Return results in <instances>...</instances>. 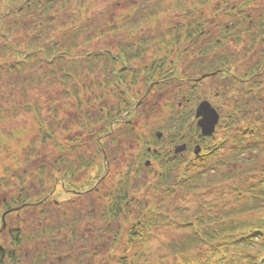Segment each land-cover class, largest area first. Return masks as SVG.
Segmentation results:
<instances>
[{
	"label": "rangeland",
	"instance_id": "rangeland-1",
	"mask_svg": "<svg viewBox=\"0 0 264 264\" xmlns=\"http://www.w3.org/2000/svg\"><path fill=\"white\" fill-rule=\"evenodd\" d=\"M192 1L195 7H192ZM243 1L229 0L228 6L238 8L242 6ZM175 2L182 3L187 9L188 5L191 7V13L187 15L191 19H196L201 14L206 16V22L210 23L206 30L214 40L218 39L222 25L240 22L238 20L241 17L236 9L228 17H222L219 12L214 14L216 17L210 18L208 16L210 10L207 9L209 6L196 5V0H70L65 7L59 2L51 12L52 21L39 26L35 14L28 10H24L21 16L10 13L4 15L3 4H0V26L2 25L7 34L6 41L0 39V137H10V142L0 144V206L2 202L18 193L17 182L20 178L25 181L27 187L25 190L30 197L28 205L6 214L4 229L0 232V245L6 251L15 249L21 255L19 264H120L119 259L124 257L127 264L170 262L172 256L169 253V242L184 233L173 224L152 229L148 242L142 245L125 247L126 236L131 226L144 215L143 208L136 200L131 203V209L126 215L107 223L101 216L103 203L96 195L76 196L66 189V193L58 192L54 198L45 196L41 201L33 196L35 194L42 196L44 192H48L51 187L49 176L57 167L61 169L64 167L57 164L58 159L63 156H67L75 167L80 165L81 161L93 163L91 168L82 170L73 178V183L81 186L79 190L84 189L82 185L87 177L93 174L100 164L107 168L109 176L117 174L124 165L133 161L138 143L132 139H136L140 130L149 141L151 137H155L156 132H162V136L166 137L165 150L168 151L170 149L168 144L171 142L168 136L171 135L172 138L175 135L168 119L173 117L174 106L176 111L177 108L184 107V92L195 80V83H198L200 97L196 103L193 99L189 102L192 108L202 99L208 100L217 109L214 93L221 86H224L223 100L226 104L220 114L232 112L235 103L248 104L245 113L247 118L230 129L231 132H236L239 126L251 125L259 114L264 118V99L261 98L258 103L250 99L251 95H262L264 90V82L260 81L262 77L254 80L250 72L255 62L264 58V42L247 53L240 43L245 40L243 36L245 26H260L264 19V0H251V6L243 8L248 18L244 17L245 23H239L237 27L239 32L235 31L236 34L232 32L233 36L228 39L222 37V45L206 54L212 55V59L217 54L220 56L226 54L231 58L226 66H230L227 70L230 74H235L236 78L230 76L231 79H226L222 84L212 76L200 79L206 72L199 65V60L206 55L196 56L194 52L186 54L185 50L190 49V46L184 50L180 48L181 46L176 47L174 49H178L180 53H171L167 59L170 61L168 68L173 69L168 73L169 80L158 82L155 88L151 85L148 87L149 84L144 85L141 81L138 85L126 83L130 93H134L136 89L143 92L148 87L149 96L142 97L139 102L135 100L134 118L131 120L124 118L117 126L112 124L111 133H104L96 138V133L104 130L105 125L96 124L95 120L123 98L120 95L122 87L113 90L111 85L105 86L104 83L99 85L98 82L105 78L106 73L100 70L95 75L87 74L85 55L92 52H103L105 55L107 50L116 53V46L129 41L119 31L110 30L112 26L109 24L120 21L122 15L128 13V9L133 5L136 7V10L131 9L133 19L144 16L155 5H161V9L166 10V13L157 23L142 28L131 40L160 35L166 28L175 26L180 20L179 14L182 11L174 12L175 8L168 9L169 6L176 5ZM219 3V0L213 1L211 9L213 10ZM204 16L202 20L205 21ZM235 36L238 38L235 39ZM33 39L39 41V46L54 41L61 45L63 51L69 49L70 55L51 63V60L45 61L40 53L35 51L28 64L24 51L28 42ZM200 40L196 49L205 46L209 39L204 36ZM4 42L23 61L24 74L17 70L16 56L10 49L6 57L1 54ZM75 45L77 47L74 48ZM181 45L185 43L182 42ZM155 51L156 47L151 48L149 54L155 55ZM12 65L15 67L14 71ZM100 66H104V59ZM171 73L174 74L170 76ZM67 74L69 78H66ZM27 76L28 79H25ZM238 78L245 81L238 82ZM250 85L252 86L249 89ZM190 122H194L193 118ZM41 123L52 124L58 142L40 141V130L43 129ZM143 123L147 125L140 128ZM131 125H135L136 131L128 138L127 132ZM13 133L17 134L12 135ZM222 133L224 131L220 130L214 139H207L206 143L210 147L222 144ZM74 138H78L79 141L74 149H70L71 139ZM225 143L218 153L220 157L230 148V140ZM194 157L192 150L189 149L180 160L181 169L187 162L194 161ZM203 161L201 159L192 163ZM249 166L259 167L257 163ZM189 170L188 174L196 172L191 168ZM41 171L44 172V176L39 178ZM157 171L156 166L151 165L143 168L138 175L134 191L143 204L147 194L140 185L145 181L153 182ZM109 182L107 180L103 186L104 192L112 186V183L108 185ZM204 191L203 188L198 194ZM198 194L196 196H199ZM168 208L171 211V218L181 220L197 210V200L192 192L188 191V194L176 198ZM173 208L180 211L173 213ZM15 228L20 229L25 238L18 247L10 245L9 232ZM42 251H46V258L38 263L36 257ZM135 253L138 257L133 261Z\"/></svg>",
	"mask_w": 264,
	"mask_h": 264
},
{
	"label": "trees",
	"instance_id": "trees-1",
	"mask_svg": "<svg viewBox=\"0 0 264 264\" xmlns=\"http://www.w3.org/2000/svg\"><path fill=\"white\" fill-rule=\"evenodd\" d=\"M70 0H0L3 4L4 15L10 13L11 15L21 16L24 10L35 14L36 20L39 21V26H43L45 22L52 21L51 12L61 2L62 7L67 6ZM215 0H196V5L209 6L210 10L208 16L210 18L216 17L214 14L220 13L222 17H228L236 9L237 14L241 17L238 21L232 24L222 25L218 39H213L210 32H207L206 27L210 23L206 22V16L199 15L196 19L187 17L191 13L189 5L188 8L182 3L169 6L168 9L182 11L179 16L180 20L176 22L175 26H169L163 33L156 36L136 38L134 41L131 39L135 37L142 28L151 26L160 20V17L166 13V10L161 9V5L151 7L150 11L140 18H132L131 9H135L133 5L128 9V13H124L120 21L109 24L112 26L110 30L120 32L129 40L126 44L116 46V53L113 51L106 52L108 56L115 55H132L139 56L149 54L150 49L156 47L155 56H168L171 53H180L176 47L181 46V49H186L185 53H195L196 56H205L211 53L212 49L222 45L223 39H228L233 36L232 32H239V23H245L244 17L245 9L251 6V0H244L242 6L229 7V0H219V4L211 9V4ZM194 6V1L191 3ZM222 5V6H221ZM127 12V10L125 11ZM204 16L205 21L202 20ZM187 17V18H186ZM218 21V20H217ZM1 22V20H0ZM245 26L243 49L247 53L252 51L257 45L264 42V19L260 26L252 27ZM235 32V34H236ZM204 36L209 40L205 46H200L196 49V45L201 41ZM235 39L238 36L234 37ZM0 39L6 41V30L0 26ZM184 42L185 45H181ZM39 41L30 40L24 54L27 63L31 62L32 54L38 51L45 61L51 60L54 63L56 60L65 59L70 55L69 49L63 51L61 45L52 42L48 45L39 46ZM77 47L76 45L74 48ZM11 50L5 44L2 47L1 54L6 57L8 50ZM16 56L17 70L20 74H24L23 61L19 55L12 51ZM245 53V54H246ZM103 52H92L85 55V65L88 67L87 74L95 75L98 71L105 68L100 66L103 61ZM208 56V57H207ZM231 58L226 54L220 56L221 66L228 64ZM214 59L212 55H206L205 58L199 60V65L202 66L205 72L214 71ZM110 64H115L116 60L111 58L107 61ZM132 60H126L124 64H131ZM178 62V61H177ZM105 63V62H104ZM170 63L166 59H155L154 66L145 69V78L143 83L149 84L155 80L158 82L169 80L168 73L170 68L167 64ZM12 65V71H14ZM169 69V71H167ZM259 70V66L251 68L252 75ZM173 69H171V72ZM126 72L129 75H126ZM86 74V75H87ZM171 73L170 76H172ZM69 78V74L65 75ZM64 76V77H65ZM121 79L119 85L122 87L120 93L123 96L118 100L115 107L102 113L98 116L94 123H104L105 129L96 133V138H99L104 132L109 133L111 125L121 120L124 113L127 118H131L136 114L134 106L135 95L130 94V88L126 87L125 82L129 81L130 85L140 84L143 78L137 71H129L124 68L117 72V68H113L112 75L99 81L98 84L105 86L111 85L112 89L117 88V82ZM28 79V76L25 78ZM32 81V80H31ZM253 85V84H252ZM249 89L251 88V86ZM252 91V90H250ZM248 91V92H250ZM142 95H145V90ZM108 94L106 93V96ZM127 96V97H125ZM185 104L182 108L173 107L174 116L169 118V124L173 127L175 135H169L171 143H182L187 141L192 143H200L205 150L202 155V163L187 162V165L182 169L180 167V158L165 150V147L156 148L158 140L153 136L149 139L142 133L138 136V150L132 162H128L123 168L114 175H106L97 186L92 189V186L98 181L105 172V166L100 164L96 171L87 177L85 186L89 192L85 196L96 195L103 203L102 218L109 223L120 216L126 215L131 209V203L136 200L140 207L143 208L144 215L135 220L131 229L127 233L125 247L132 245H142L148 242L152 234V229H158L160 226H169L173 224L174 227L183 230L184 233L172 239L169 242V253L172 256L170 262H159L155 264H264V118L262 115H257L254 123L251 125L237 127L236 132H231L230 129L237 126L243 119L247 118L246 107L248 104H234L232 112L226 113L221 118L217 131L222 129L224 133L223 143L217 146H209L206 143L207 138L200 135L198 128L194 122H190L193 118V108L189 102H197L200 97L198 83L190 84L184 92ZM195 97V98H194ZM251 101L258 103L261 101L260 96L251 95ZM189 121V122H187ZM186 124V129L185 128ZM41 128L40 141L46 143L47 141H57L52 124H43ZM133 129L128 132V136L132 133ZM173 133V131H171ZM13 133L12 135H16ZM10 137H0V144L10 142ZM230 140V148L227 153H223L220 157L219 152L225 142ZM79 139H71L70 149H74ZM165 141V139H163ZM58 142V141H57ZM153 146L156 152H148L147 148ZM63 145L61 144V149ZM148 158L153 160V165L157 168V174L153 182H143L140 185L141 189L146 191L145 203L141 202L135 195V185L138 180V175L143 169L144 161ZM197 162V161H196ZM257 163L258 166L250 167L249 164ZM58 166L64 167L56 168L49 176L51 187L48 192H44L42 196L35 194L33 197L38 198L39 201L43 200L45 196L54 198L57 193H66V189L78 190V186L73 183V178L86 168L89 169L93 165L90 163H83L77 167L68 160L67 156L58 159ZM189 168L194 169L196 172H190ZM219 168H224L220 170ZM44 176V172H39V178ZM177 176V177H176ZM177 178V180H173ZM179 178V179H178ZM112 186L107 191H103V186L107 182ZM60 181V182H58ZM18 193L13 195L8 200L2 202L0 206V228H1V215L2 211H8L15 207L28 205L30 203L29 196L26 192L25 181L20 178L17 182ZM204 192L198 194V191ZM85 189H82L84 191ZM186 191V192H185ZM191 191L197 200V210L189 217L182 218L181 220L171 218L168 208L176 198L183 194H188ZM198 194L199 196H196ZM186 210V209H185ZM180 211L178 208H173L172 212ZM10 245L13 247L21 246L24 238L20 229L15 228L10 230ZM118 242V239L116 240ZM133 261H136V253ZM46 258V251L39 253L36 261L40 263ZM101 258V257H100ZM21 255L15 250H4L0 245V264H19ZM120 264H127L126 257L120 258Z\"/></svg>",
	"mask_w": 264,
	"mask_h": 264
},
{
	"label": "flooded vegetation",
	"instance_id": "flooded-vegetation-1",
	"mask_svg": "<svg viewBox=\"0 0 264 264\" xmlns=\"http://www.w3.org/2000/svg\"><path fill=\"white\" fill-rule=\"evenodd\" d=\"M106 52H109L108 50ZM105 52V55L103 56L104 59V68H105V73H106V77H109L112 75V70L113 68H117V72L119 73L120 70L126 68L129 71H137L139 70V73L141 74V76L143 78H145V69L146 68H152L154 66V60L155 59H168L169 56H155V55H151V54H144V55H139V56H132V55H125V56H121V55H115V56H108ZM115 59L116 63L115 64H110L108 63V59ZM126 60H132L133 62L131 64H124ZM170 62V61H169ZM228 64H225L223 66H221L220 64V54L215 55L214 57V71H212L211 73H207L208 75L206 77H213L215 79H217V82H219V84H222L223 82H225V80H229L231 79V77L236 78L235 74H230V71L227 70L228 67H226ZM254 68L255 66H259V70L256 71L253 75L251 74V77H257V76H261L262 79H260V81L264 82V58H261L259 61L255 62V64L253 65ZM252 66V67H253ZM251 67V68H252ZM167 68H168V64H167ZM251 68H250V72H251ZM126 75H129L128 72H126ZM250 80V78H249ZM121 81V79L119 78L117 84H119V82ZM245 81V80H241L240 78H238V82ZM127 83V81H126ZM119 85H117L116 87L118 88ZM151 86H153L151 84ZM218 87V86H217ZM219 88V87H218ZM135 94H137L136 96L140 99L143 96L140 94V91L136 89V91L134 92ZM150 94L149 92V88L146 89V97H148ZM225 96V90H224V86H221L220 89H218L215 93H214V102L217 105V111L221 112V109L225 106L226 102L223 100ZM261 98L264 99V90L262 92ZM139 102V101H138ZM225 113L220 114V118L223 117Z\"/></svg>",
	"mask_w": 264,
	"mask_h": 264
},
{
	"label": "water",
	"instance_id": "water-1",
	"mask_svg": "<svg viewBox=\"0 0 264 264\" xmlns=\"http://www.w3.org/2000/svg\"><path fill=\"white\" fill-rule=\"evenodd\" d=\"M195 117L197 118V126L200 128V131L203 135H210L214 132L215 124L218 122V114L212 105L207 101H201L195 109ZM160 133L157 134L160 137ZM185 145L177 146L174 150L175 153L181 152L185 149ZM200 150L199 146L194 148V153L197 154ZM148 164V162H146ZM4 220V215L2 216ZM4 227V222L2 224Z\"/></svg>",
	"mask_w": 264,
	"mask_h": 264
}]
</instances>
